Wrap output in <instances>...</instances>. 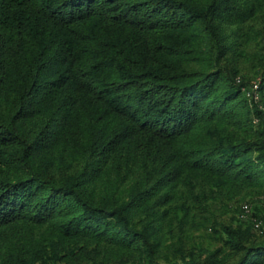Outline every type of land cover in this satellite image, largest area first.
<instances>
[{
    "label": "trees",
    "instance_id": "16d2710c",
    "mask_svg": "<svg viewBox=\"0 0 264 264\" xmlns=\"http://www.w3.org/2000/svg\"><path fill=\"white\" fill-rule=\"evenodd\" d=\"M263 37L264 0H0V264H264Z\"/></svg>",
    "mask_w": 264,
    "mask_h": 264
},
{
    "label": "rangeland",
    "instance_id": "374dc122",
    "mask_svg": "<svg viewBox=\"0 0 264 264\" xmlns=\"http://www.w3.org/2000/svg\"><path fill=\"white\" fill-rule=\"evenodd\" d=\"M262 41H260V48H257L256 45H252V49L255 51H259L261 53V55H264V37L261 39ZM248 201L244 200L245 202H243L244 204L246 202L250 203V212L248 213L247 217L248 219L250 218H254L255 215L259 216V217H263L264 215V196H256V197H251L249 199V197H247Z\"/></svg>",
    "mask_w": 264,
    "mask_h": 264
},
{
    "label": "built area",
    "instance_id": "2783aa9c",
    "mask_svg": "<svg viewBox=\"0 0 264 264\" xmlns=\"http://www.w3.org/2000/svg\"><path fill=\"white\" fill-rule=\"evenodd\" d=\"M256 88H257V86H256ZM250 205L249 204H244L243 205V207H242V214H241V217L243 218V219H245V218H247V215H248V213L250 212ZM260 226H261V223L258 221V223H256L255 224V227L256 228H260Z\"/></svg>",
    "mask_w": 264,
    "mask_h": 264
}]
</instances>
